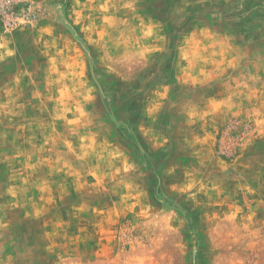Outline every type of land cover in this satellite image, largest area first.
<instances>
[{"label":"rangeland","instance_id":"obj_1","mask_svg":"<svg viewBox=\"0 0 264 264\" xmlns=\"http://www.w3.org/2000/svg\"><path fill=\"white\" fill-rule=\"evenodd\" d=\"M11 4L0 264H264V0Z\"/></svg>","mask_w":264,"mask_h":264},{"label":"crops","instance_id":"obj_2","mask_svg":"<svg viewBox=\"0 0 264 264\" xmlns=\"http://www.w3.org/2000/svg\"><path fill=\"white\" fill-rule=\"evenodd\" d=\"M72 5L74 6V4ZM126 8L121 9L122 11L118 12L122 16L120 21L131 24L134 22V19L133 20L128 19L129 17L128 15L132 14L133 11ZM137 11H138L137 8H135L134 12L139 15ZM76 13L77 14L74 17L75 18L74 22H76L78 26L81 27L82 29L95 30L100 28V25H95L96 24L95 21L93 22L92 26L88 25L86 27V23H87L86 11L80 10L77 11ZM147 18L149 19V16H147ZM150 21L154 26H156V19L150 18ZM28 34L29 33L27 31H23V30L7 31V32L0 31V63L12 57L18 56V54L20 53V49L22 48V45L24 43V39ZM95 36H96L95 34H92L91 38L95 39L96 38Z\"/></svg>","mask_w":264,"mask_h":264},{"label":"built area","instance_id":"obj_3","mask_svg":"<svg viewBox=\"0 0 264 264\" xmlns=\"http://www.w3.org/2000/svg\"><path fill=\"white\" fill-rule=\"evenodd\" d=\"M13 6L11 0H0V21L6 29L16 27L18 23L14 17V13L11 11Z\"/></svg>","mask_w":264,"mask_h":264}]
</instances>
